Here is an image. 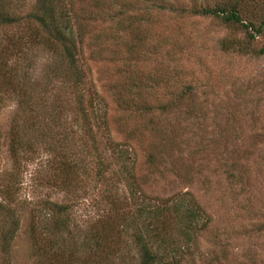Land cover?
Returning a JSON list of instances; mask_svg holds the SVG:
<instances>
[{
  "label": "rangeland",
  "instance_id": "374dc122",
  "mask_svg": "<svg viewBox=\"0 0 264 264\" xmlns=\"http://www.w3.org/2000/svg\"><path fill=\"white\" fill-rule=\"evenodd\" d=\"M65 1L84 34L79 82L32 19L37 0L7 7L18 21L0 27L15 83L0 73V196L20 222L11 264H61L33 257L28 224L58 213L63 248L119 225L123 260L102 264H137L133 235L162 221L157 264H264V30L250 38L264 0ZM233 4L252 28L193 14ZM28 35L38 45L21 50Z\"/></svg>",
  "mask_w": 264,
  "mask_h": 264
},
{
  "label": "trees",
  "instance_id": "16d2710c",
  "mask_svg": "<svg viewBox=\"0 0 264 264\" xmlns=\"http://www.w3.org/2000/svg\"><path fill=\"white\" fill-rule=\"evenodd\" d=\"M17 1L19 0H0V27L11 25L18 21V19L12 16V13L8 14L9 11L5 12L7 7H16L14 3L16 4ZM242 8V5L237 4H233L229 6V8L222 6H216L215 8L199 6L193 10V14L221 19L226 24L239 25L244 29H250L253 27L252 22L246 23L242 20L240 15ZM72 11L71 5L68 6L65 0H37L35 12L31 17L40 25L41 31L44 33V36H47V39H51L52 43H59L61 45L63 54L65 55V61L63 62L68 69L74 72V82H79V77L82 73L78 57L81 49L80 46L83 44L84 34L82 35V30ZM263 30L264 21L260 24L258 29L251 30L255 34H251L250 38L253 39L255 35H260ZM15 39L18 40H16L17 42L15 43L17 46H20L21 50H23V48H32L26 45H38V42L35 40L37 38H32L31 35L15 37ZM11 44H13V42ZM223 49L225 48L223 47ZM228 49L230 50L231 46ZM258 53L263 55L264 47H262ZM10 57L11 54H9L7 50H4L3 47H0V73L2 77L7 78L6 81L10 85H14L15 87V83H12V69L9 68L8 64ZM22 143V141L16 142L17 145ZM12 154L14 155L13 151ZM6 193H1L0 196V259L3 264H11V243L16 238L20 222L16 217V212L10 209L8 204H4L3 198L9 197L8 193ZM54 208H57V212L61 213L66 209V207L60 205ZM190 212L192 215L195 214L192 210H190ZM162 213L163 211H161L159 207L152 208L153 216L159 217ZM55 215L57 216L56 218H54ZM59 216V213L58 215L54 214L47 224H42V229L35 225L33 218L28 223L30 230H32L31 238L32 246H34L33 257L36 258V260L42 259L44 261H49L50 254L51 256L54 255L56 261L61 264H69L74 260L81 264H102L110 262L113 260L112 257L115 256L123 260V258H121L123 254L117 256L119 244L121 245L123 243L120 240V236L117 237L118 233L123 232L117 223H113L107 219L101 221L94 226L95 229L90 231V237L86 240L88 243L87 245L80 244L79 246L72 245L70 248H63V243H67L69 240L63 238L59 233L63 232L68 221ZM119 216H122V214H117V217ZM125 224L124 222V226H121L124 227L122 228L123 230L126 228ZM164 227L165 221H162L159 223L158 228L155 227L157 232L154 235V231L148 229L133 235L134 243L139 248L140 252V259L137 264H157V258L161 255L159 251L154 250L153 246L157 236L163 234H166V237L164 239H159L161 244H166V238L169 237V235L167 232H162ZM7 256L8 258H6Z\"/></svg>",
  "mask_w": 264,
  "mask_h": 264
}]
</instances>
